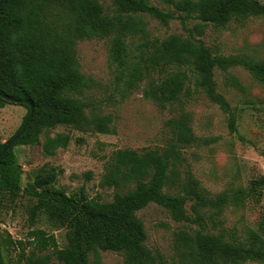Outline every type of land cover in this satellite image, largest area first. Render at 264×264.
I'll return each instance as SVG.
<instances>
[{
  "label": "trees",
  "instance_id": "16d2710c",
  "mask_svg": "<svg viewBox=\"0 0 264 264\" xmlns=\"http://www.w3.org/2000/svg\"><path fill=\"white\" fill-rule=\"evenodd\" d=\"M158 1L164 10L150 0H110L112 10L107 13L102 0H0V107L10 103L1 97L4 95L21 101L19 105L27 110L20 127L0 144V152L29 115L22 101L33 106L23 134L0 158V196L13 200L21 191L22 169L14 154L15 146L38 144L42 133L57 126L110 133V116L88 113L90 105L80 97L88 86L76 58L75 47L82 39L108 38L109 58L116 64L117 78L127 76V89L147 79L143 97L160 107L188 95L186 84L193 79L194 90L230 113L229 127L234 128L233 112L216 90L214 71L240 66L264 86V61L214 53L197 37L208 25L223 28L232 21L264 16V4L257 0ZM142 16L163 26L178 20L187 34L151 42ZM188 23H192L191 28L186 26ZM138 34L151 49L146 58L148 66L128 60L127 37ZM152 71L159 74L156 81L151 80ZM172 134L173 143L160 151L120 149L113 153L101 183L115 189L109 202L90 198L82 191L67 195L55 187L59 171L39 170L25 191L33 201L28 220L32 224L38 214H43L54 228L65 230V245L58 247L52 235L39 229L28 233V245L0 231V264H6V250L14 245L20 250L18 264H99V252L105 251L122 255L124 264H166L158 251L145 245L146 234L136 216L150 203L165 209L174 221L198 227L175 233L179 264H264L262 235L250 231L245 240H238L226 238L221 231L207 230L202 210L215 209L208 217L214 223L225 203L224 195L205 196L192 177L179 183L177 194L163 191L165 187H177L175 164L180 148L196 140L187 114L174 122ZM68 142L65 134L46 136L42 152L52 156ZM251 184L264 185V178ZM188 201L192 202L193 215L184 207Z\"/></svg>",
  "mask_w": 264,
  "mask_h": 264
},
{
  "label": "rangeland",
  "instance_id": "374dc122",
  "mask_svg": "<svg viewBox=\"0 0 264 264\" xmlns=\"http://www.w3.org/2000/svg\"><path fill=\"white\" fill-rule=\"evenodd\" d=\"M264 4V0H257ZM150 2L161 8L158 0ZM107 13L112 10L110 0H102ZM146 22L148 39L153 42L170 35L185 37L187 32L178 20L168 26L155 19L142 16ZM192 27V23L186 25ZM214 53L224 56L243 55L264 61V16L248 17L232 21L223 28L206 26L197 37ZM138 34L126 40L130 63L149 65L146 58L151 49L145 46ZM79 71L88 82L82 96L90 106L87 112L110 116V133L78 131L66 126L46 130L39 136V143L14 147L17 163L22 169L21 191L9 200L0 196V231H6L13 241L28 245V233L34 229L52 235L58 247L65 245V230L54 228L43 214H38L34 223L28 220V208L32 199L26 194L27 186L43 168L59 171L55 187L65 194H79L109 202L115 189L101 184L113 153L120 149L136 152L161 150L173 143L172 129L181 114H187L189 126L196 140L180 148V158L175 164L178 174L177 187H165L168 194L179 193L180 182L192 177L205 196L226 197L224 205L212 223L208 217L215 209L204 208L207 230L223 232L226 238L245 240L250 231L264 237V185L251 184L264 178V86L255 81L242 67L227 71L216 69L213 78L216 90L224 97L234 115V128L229 127V112L222 111L205 94L194 90L192 81L188 95L179 102L158 106L143 97L147 79L137 82L132 88L125 86V74L117 78L116 64L109 58L108 38L82 39L76 44ZM145 61V62H144ZM159 74L152 71L151 80ZM235 80V81H233ZM27 110L16 103L0 107V144L6 142L20 127ZM65 134L69 137L66 148H59L52 156L42 152L46 136ZM192 202L185 204L189 215ZM145 234V245L158 251L166 264H179V251L174 235L198 227L176 222L162 207L150 203L136 212ZM29 248L26 247L27 252ZM20 250L9 246L5 253L6 264H18ZM93 257L89 261L92 263ZM99 264H124L122 255L115 252H99ZM245 264H260L247 262Z\"/></svg>",
  "mask_w": 264,
  "mask_h": 264
},
{
  "label": "water",
  "instance_id": "95a60500",
  "mask_svg": "<svg viewBox=\"0 0 264 264\" xmlns=\"http://www.w3.org/2000/svg\"><path fill=\"white\" fill-rule=\"evenodd\" d=\"M1 97L6 100V102H10V103H16L19 104L21 101H18L12 97L9 96H4L1 95ZM22 103L26 104L29 108V115L27 117V119L24 122L23 127L21 128V130L5 145V147L1 150L0 152V158L5 154V152L10 148V146L23 134L26 126L28 125L32 114H33V106L31 105V103H29V101L25 100L24 102L22 101Z\"/></svg>",
  "mask_w": 264,
  "mask_h": 264
}]
</instances>
